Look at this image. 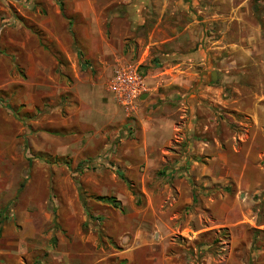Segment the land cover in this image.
I'll list each match as a JSON object with an SVG mask.
<instances>
[{
  "label": "rangeland",
  "instance_id": "374dc122",
  "mask_svg": "<svg viewBox=\"0 0 264 264\" xmlns=\"http://www.w3.org/2000/svg\"><path fill=\"white\" fill-rule=\"evenodd\" d=\"M260 1L238 9L250 24ZM230 7L222 0H0V264H116L114 254L129 246L147 204L137 184L142 172L148 178V122L167 115L203 146L248 123L200 95L211 71L216 81L264 80L255 66L229 63L225 45L249 33L243 19L226 30L221 16ZM191 21L194 27L168 39ZM120 64L137 65L144 79L146 96L130 113L107 91ZM207 155L195 156L203 163ZM251 192L241 198L245 234L207 228L189 242L179 229L184 216L174 214L167 236L175 250L221 254L231 235L264 249V227L248 221L264 223V184ZM99 195L114 196L119 206ZM149 231L158 242L162 230ZM240 246L233 252L247 260Z\"/></svg>",
  "mask_w": 264,
  "mask_h": 264
},
{
  "label": "crops",
  "instance_id": "0c3cea01",
  "mask_svg": "<svg viewBox=\"0 0 264 264\" xmlns=\"http://www.w3.org/2000/svg\"><path fill=\"white\" fill-rule=\"evenodd\" d=\"M222 1L231 6V11L221 16L226 21V30L228 22L245 20L243 18L247 16L246 12L238 9L244 8L248 0H241L237 5L231 4L230 0ZM259 3L254 8L256 12L259 10V18L256 16V22L251 21V24L246 19L242 26L249 31L246 37L241 38L244 42L227 43L225 49H230L231 66L244 69L255 66L262 71L264 77V1ZM216 21L215 19L214 23L222 28L223 24ZM194 23L189 22L181 32L168 39L172 40L191 29L195 26ZM254 42L256 47H250ZM200 95L207 97L211 104L227 107L231 113L243 114L248 123L230 137H217L203 146L191 140L192 137L187 139L190 136H185L184 126L167 115L148 122L147 130L143 128V142L148 148L145 162L148 178L146 171L142 172L137 184L147 204L138 211L144 217L137 223H132V227L136 226L138 231L134 238L125 240L128 241L125 244L129 246L114 254L116 264H246L245 261L250 260L256 264H264V249L255 247L254 244L250 247L254 238L246 242L248 237L245 235H231L228 244L226 242L228 251L221 254L211 250L202 252L200 248L194 255L184 251L177 252L174 242L167 236L173 230L174 214L184 216L183 225H179V229L189 242L195 241L207 228H228L232 234L234 228L240 227L245 234L250 225L240 218L245 217L243 206L246 207L241 203L242 195L244 194L245 199L249 193L254 196L256 192L251 191L258 190L264 184V80L210 81ZM145 96L144 93L141 100ZM193 97L195 101V95ZM161 124H165L164 127L167 128V136L163 141H159L157 135ZM201 151L208 154L203 163H199L195 156ZM229 185H234V190H227ZM248 221L253 226L264 227L263 222H254L250 218ZM190 222L193 223L189 224ZM202 225L205 227L201 228ZM144 228H148V233L141 231ZM153 228L162 230L158 242L148 237L149 230ZM243 243L250 255L247 260L241 255L243 251H240ZM238 244L241 245L240 261L238 252H233Z\"/></svg>",
  "mask_w": 264,
  "mask_h": 264
},
{
  "label": "built area",
  "instance_id": "2783aa9c",
  "mask_svg": "<svg viewBox=\"0 0 264 264\" xmlns=\"http://www.w3.org/2000/svg\"><path fill=\"white\" fill-rule=\"evenodd\" d=\"M107 90L125 112L135 111L145 90L144 79L139 74L137 65L120 64L117 66L108 81Z\"/></svg>",
  "mask_w": 264,
  "mask_h": 264
},
{
  "label": "trees",
  "instance_id": "16d2710c",
  "mask_svg": "<svg viewBox=\"0 0 264 264\" xmlns=\"http://www.w3.org/2000/svg\"><path fill=\"white\" fill-rule=\"evenodd\" d=\"M80 198L81 199H83L84 198V196H83V194H80ZM95 199H97V200H102V201H106V202H108V203H110L111 205H113V206H119V202L115 199V197L114 196H95L94 197Z\"/></svg>",
  "mask_w": 264,
  "mask_h": 264
},
{
  "label": "water",
  "instance_id": "95a60500",
  "mask_svg": "<svg viewBox=\"0 0 264 264\" xmlns=\"http://www.w3.org/2000/svg\"><path fill=\"white\" fill-rule=\"evenodd\" d=\"M209 80L211 82H214L217 80V72L216 71H211L210 75H209Z\"/></svg>",
  "mask_w": 264,
  "mask_h": 264
}]
</instances>
